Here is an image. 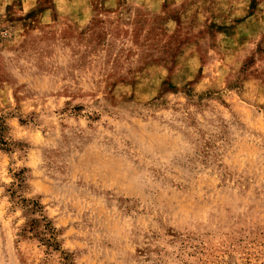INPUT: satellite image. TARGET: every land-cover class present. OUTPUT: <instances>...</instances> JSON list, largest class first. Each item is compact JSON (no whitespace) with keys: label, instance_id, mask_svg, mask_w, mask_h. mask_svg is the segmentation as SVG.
<instances>
[{"label":"rangeland","instance_id":"374dc122","mask_svg":"<svg viewBox=\"0 0 264 264\" xmlns=\"http://www.w3.org/2000/svg\"><path fill=\"white\" fill-rule=\"evenodd\" d=\"M0 128V264H264V0H0Z\"/></svg>","mask_w":264,"mask_h":264},{"label":"trees","instance_id":"16d2710c","mask_svg":"<svg viewBox=\"0 0 264 264\" xmlns=\"http://www.w3.org/2000/svg\"><path fill=\"white\" fill-rule=\"evenodd\" d=\"M1 129V128H0ZM3 134L0 130V142L5 143ZM25 184V176L20 171L17 174L16 183L11 187L10 195H15V190L23 187ZM13 201L14 205H19L26 212L24 214L25 221L21 225L18 236L23 238H35L41 245L49 250L60 251V246L57 241V230L50 220L47 219L43 212L41 204L34 199L16 197ZM61 253H65L61 250ZM64 264H73L68 256L63 257Z\"/></svg>","mask_w":264,"mask_h":264}]
</instances>
